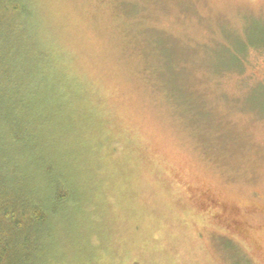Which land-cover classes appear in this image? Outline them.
<instances>
[{"label":"rangeland","instance_id":"rangeland-1","mask_svg":"<svg viewBox=\"0 0 264 264\" xmlns=\"http://www.w3.org/2000/svg\"><path fill=\"white\" fill-rule=\"evenodd\" d=\"M27 4L98 125L94 264H264V0Z\"/></svg>","mask_w":264,"mask_h":264},{"label":"trees","instance_id":"trees-1","mask_svg":"<svg viewBox=\"0 0 264 264\" xmlns=\"http://www.w3.org/2000/svg\"><path fill=\"white\" fill-rule=\"evenodd\" d=\"M38 28L27 0H0V264H94L98 125Z\"/></svg>","mask_w":264,"mask_h":264}]
</instances>
